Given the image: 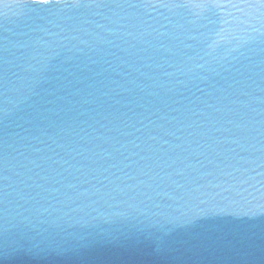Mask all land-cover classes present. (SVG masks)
I'll list each match as a JSON object with an SVG mask.
<instances>
[{
    "label": "water",
    "instance_id": "obj_1",
    "mask_svg": "<svg viewBox=\"0 0 264 264\" xmlns=\"http://www.w3.org/2000/svg\"><path fill=\"white\" fill-rule=\"evenodd\" d=\"M0 264H264V3L0 0Z\"/></svg>",
    "mask_w": 264,
    "mask_h": 264
},
{
    "label": "snow or ice",
    "instance_id": "obj_2",
    "mask_svg": "<svg viewBox=\"0 0 264 264\" xmlns=\"http://www.w3.org/2000/svg\"><path fill=\"white\" fill-rule=\"evenodd\" d=\"M39 2H40V3H46L47 0H39ZM260 2H261V3H264V0H260ZM233 6H237V5L233 4Z\"/></svg>",
    "mask_w": 264,
    "mask_h": 264
}]
</instances>
